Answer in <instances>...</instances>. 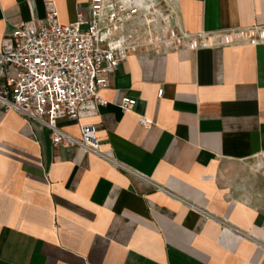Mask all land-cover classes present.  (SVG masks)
<instances>
[{
  "label": "crops",
  "instance_id": "0c3cea01",
  "mask_svg": "<svg viewBox=\"0 0 264 264\" xmlns=\"http://www.w3.org/2000/svg\"><path fill=\"white\" fill-rule=\"evenodd\" d=\"M46 1L0 0V39L43 18ZM89 1L53 0L58 21ZM138 2L156 21L128 24L139 46L80 120L134 173L53 147L46 128L0 106V264H264V42L198 39L264 26V0ZM161 27L190 38L165 46ZM121 95L131 109L112 102Z\"/></svg>",
  "mask_w": 264,
  "mask_h": 264
},
{
  "label": "built area",
  "instance_id": "2783aa9c",
  "mask_svg": "<svg viewBox=\"0 0 264 264\" xmlns=\"http://www.w3.org/2000/svg\"><path fill=\"white\" fill-rule=\"evenodd\" d=\"M45 11L43 18L32 16L17 22L13 32L0 39L1 110L38 122L48 130L53 147H77L134 173L110 150L100 148L94 124L80 120L95 113L97 105L108 102L99 91L108 85V76L120 62L139 46L132 40L136 28H128V24L140 15L145 18V27L149 26L156 21L153 8L138 0H90L87 13L78 10L76 20L66 24L58 21L53 0L45 2ZM187 38L190 36L172 30L167 36L162 31L155 37L165 46H175ZM198 39L201 46L256 44L264 42V26L204 32ZM194 41L190 39V43ZM162 92L159 88L157 95ZM112 102L128 110L135 98L115 96ZM63 118L77 125L78 136L63 129L59 124ZM139 122L150 126L153 120L141 117Z\"/></svg>",
  "mask_w": 264,
  "mask_h": 264
},
{
  "label": "bare ground",
  "instance_id": "6f19581e",
  "mask_svg": "<svg viewBox=\"0 0 264 264\" xmlns=\"http://www.w3.org/2000/svg\"><path fill=\"white\" fill-rule=\"evenodd\" d=\"M147 19V21H149L150 19L149 18H146Z\"/></svg>",
  "mask_w": 264,
  "mask_h": 264
}]
</instances>
